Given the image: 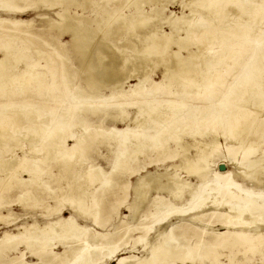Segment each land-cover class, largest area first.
<instances>
[{"label": "bare ground", "instance_id": "bare-ground-1", "mask_svg": "<svg viewBox=\"0 0 264 264\" xmlns=\"http://www.w3.org/2000/svg\"><path fill=\"white\" fill-rule=\"evenodd\" d=\"M158 1L0 0V101H7L14 95H18L21 102L26 98L32 100L20 105L25 109H0V150L6 147L9 137L21 133L29 135L30 130L32 138L38 137V143H29L33 156L23 154L16 161L7 157L3 161L5 165H0V171L5 174L0 175L2 194L12 191L13 187L21 189L16 200L10 202L8 199L1 201L0 194V220L18 218L10 210L7 214L1 211L6 203L16 202L25 207L28 194H34L33 203L37 202V194L42 189L47 187L49 193L53 192L41 181L44 172L54 174L48 164L53 156L59 157L55 162L58 171L76 174L79 172L77 159L82 157L79 151L98 134L113 153L110 170L91 161L76 175L84 182L77 185V193L64 196L62 201L52 196L58 201L47 207V213L55 214L54 218L44 222L37 219L23 222L16 226L15 233L4 231L0 237V260L12 250L20 252L16 264H100L111 258L120 249L117 242L108 245L112 232L93 231L90 226L79 223L74 214L94 218L96 222L93 191L113 187L117 184L114 176L124 172L130 176L138 174L131 187L132 201L126 203L127 218L132 221L139 217L143 221L152 219L155 228L147 227L146 223L136 227L144 230V235L139 238L145 242L144 248L150 254L121 256L116 259L117 264H204L203 256L185 249L172 237L174 223L184 220L197 227L202 237L225 235L233 246L244 245L243 255L253 251L258 243L264 246V191H255L236 181L241 178L245 182L264 185L261 178L264 175L262 143L259 139L248 138V132L264 130V117L259 115L261 118H258L254 114L260 109L258 107L264 108V0H181L180 15L173 11L166 14L168 2ZM135 2L129 10L128 5ZM39 3H43L44 9L55 11V17L45 14L40 17L44 19L42 33L32 29L33 19L15 15ZM147 3L150 6L146 9L142 4ZM226 10L233 13L232 23L225 20ZM154 20L159 22L146 31ZM65 34L69 40L63 42L60 38ZM33 36L46 44L49 49L46 56L42 46L34 45L33 48L30 45ZM213 39L216 53L209 48ZM22 45L27 46L24 54L17 52ZM194 47L197 49L191 50ZM30 49H35L38 58L26 56L25 67H19L16 61L25 58ZM164 55H169L171 62L163 67L160 79L155 80L150 76L155 68L150 64L148 69L147 63L158 61ZM215 56L216 63H213ZM197 59L202 62L192 69L186 66ZM67 61L71 62L72 70L83 69L84 86L79 81L72 83L75 74L68 67L62 70L64 86H59L56 66H65ZM126 62L130 67L124 70ZM231 64L240 70L233 71ZM133 78L136 81L130 83ZM59 90H66L72 98L70 105L61 108L63 102L59 103L61 110L48 108L42 111L37 107L38 102H57L61 97ZM71 91L75 93L71 94ZM127 106L134 109L131 115ZM107 108L111 109L106 111ZM100 109L106 113L98 114ZM45 114L50 117L44 118ZM91 114L96 119L93 123L96 134L86 123ZM105 120L127 124L107 127L103 124ZM18 122L28 123L27 128L11 127ZM77 122L84 126L83 133L63 127ZM241 134L246 135L240 137ZM184 135L191 140L184 141ZM67 139L72 140L71 145L65 144ZM220 139L233 141L227 155L222 151ZM190 148L195 150L194 153ZM164 154L165 157L159 158ZM139 155L163 160L177 158L179 161L164 166L163 172L145 170L142 173L145 165L139 163L137 169L132 166ZM43 164L48 167H42ZM22 173L26 175L22 176ZM210 173L213 176L211 182L207 179ZM191 177L198 179L199 184ZM152 191L156 194L149 196ZM161 193L170 199H165ZM186 193L188 202L201 201L191 212L174 203L181 201ZM256 200H259V206L252 207L250 202ZM146 204L152 206L148 215L141 213ZM63 208L71 213L60 215ZM207 212L209 217L204 219ZM214 217L226 228L225 232L208 224ZM172 218L177 220L171 223ZM162 219L169 220L170 226H163ZM200 223L204 224L201 229ZM128 227L130 231L132 226ZM151 232L155 234L154 242L148 241ZM123 234L125 236L127 231ZM93 238L104 242L90 246L88 239ZM56 244L68 247L69 252L64 249L65 254L61 256L62 253L55 250ZM77 244L82 245L75 249ZM28 254L35 260H27ZM205 255L209 264H224L214 247H209ZM225 256L228 264L232 263L230 255ZM0 264L15 263L10 260Z\"/></svg>", "mask_w": 264, "mask_h": 264}, {"label": "rangeland", "instance_id": "rangeland-1", "mask_svg": "<svg viewBox=\"0 0 264 264\" xmlns=\"http://www.w3.org/2000/svg\"><path fill=\"white\" fill-rule=\"evenodd\" d=\"M171 1H172V3H171ZM171 1L170 0H160V2L158 1V3L164 4L165 2H168L166 9H165L166 14H169L170 11H173V12L180 15L181 6L179 3L181 0H171ZM136 3L137 2L130 3L128 5V9L131 10L132 7L135 6ZM148 4L149 3L142 4V6L147 9L148 6H150ZM42 5H43V3L42 4L39 3L36 7L31 6L30 10L24 11V12L19 13V14L16 13L15 15H16V17H19V18L33 19L34 25H33L32 29H35V31L42 33L44 31V28H43V26H44L43 20L44 19L41 20L40 17H42L43 14H45L44 16H47V17L48 16L55 17L54 9L46 10V9H44V7H42ZM233 7H235V6H233ZM125 9L126 8H124V10ZM0 13H1V11H0ZM231 13L232 12H230V10L229 11L226 10L225 14H223L226 17L225 18L226 22H228V23H232L234 21L233 20L234 19L233 13L232 14ZM2 15H5V14H2ZM36 21H38V23L35 24ZM154 21L150 22V26L146 29V31L150 30L151 25L155 24L156 22H159L157 20H154ZM164 27H165L166 31H169V29L166 25H164ZM50 33L54 34L53 31H50ZM21 36L22 35H20V37ZM122 38L124 39L125 37H122ZM60 39L63 42H66V40H69V37L67 34H65ZM31 40L33 43L30 45L33 48H34V45H37L38 47L42 46L44 48L43 54H45V56H46L47 52L49 51L46 44L44 42L40 41L39 38L36 36H33L31 38ZM19 41H21V40H19ZM212 41H213V43L209 46V48H213L212 50L216 53V51H218V50H216L217 47H216L215 39H213ZM26 47H27L26 45L20 46V49L17 52L24 54L23 52L27 51ZM172 47H174V46H172ZM195 48L196 47L192 48L191 50L195 51L197 49V48L196 49ZM127 52L129 53L130 51L127 50ZM131 53H133V52H131ZM1 54H2V52L0 51V56H1ZM183 54L185 55V53H183ZM26 56L28 59H30V58L36 59V58H38L39 55H38V53L35 52V49L34 50L30 49V53L25 55V58L18 59L16 61L17 64L19 63L18 64L19 67H25V65H23V64H25V62L28 61ZM70 56H71V54L69 55V57ZM216 57L217 56H215V58L212 59L213 63H216ZM169 62H171V58L169 55L162 56V58H160V60H158V61H155V62L153 61L152 63L148 62L147 63V64H149V66L147 67L148 69H150V66H151L150 64H152L153 67L155 68V70L153 72H150V76L155 80H159L161 77L160 74H161V71L163 70V67H166ZM200 62H202V61L197 59V60L192 61L191 63H189L186 66L189 69H192L195 65H197ZM40 63L43 64L44 60L41 59ZM242 63H244V61ZM91 65L93 66V61H92ZM125 65L126 66L124 67L125 68L124 70H126V68L130 67L129 66L130 63H128V62H126ZM94 66H95V69L97 71H100V69L97 68V65H94ZM156 66H157V68H156ZM216 66L217 65L214 64V67H216ZM65 67H68L70 72L72 74H75L74 79H71V80H73L72 83L74 84V83L79 81V84L84 86L83 69L72 70L70 61H67L65 66L61 67L60 64L56 66L57 74H59V77H60L59 78L60 79L59 86L60 87L64 86V80L65 79L63 80V78H62L63 77L62 76L63 75L62 70L65 71L66 70ZM231 68L235 72L240 70V67L234 66L232 64H231ZM41 69L44 70L45 68L42 67ZM80 73H81L82 78L79 77ZM76 75H77V77H76ZM135 81L136 80L133 78L130 80V83H133ZM105 92L107 93L108 90ZM73 93H75V92L71 91V94H73ZM58 94L61 97H58L59 100L57 102L54 101L50 104H44V103L41 104L40 102H38L37 107L40 108L42 111L47 110L48 108H52L53 110H61L60 109L61 106H59V103L63 102L61 108H64V106H68L71 104L72 98L70 96H68V93L66 92V90H59ZM15 96H17V97H15ZM18 97H19L18 95H14L10 99H8L7 101H5V100L0 101V109H2L3 111H13V110H17L20 108L25 109L24 107H20V105H22V103H25L24 105H26V104L31 103V101H32L29 98H26L24 102H21L22 99H21V101H18ZM7 98H9V96ZM29 100H30V102H29ZM34 101H36V100H34ZM258 108H260V109H258ZM258 108L257 109L260 112L258 110H256V111H254L255 112L254 114H256L257 117L259 115L264 117V113H263L264 108H262V107H258ZM110 109L111 108H107L105 110L108 111ZM126 109L128 110L129 115H131L134 111V109L130 108L129 106H127ZM49 111L50 110H48V112ZM99 113L101 115V114H104L106 112H104V109H100L98 111V114ZM100 115H99V117H100ZM49 117H50L49 114H47V115L45 114V116H44V118H46V119ZM94 117L95 116H93V114L88 115L87 119L89 121L86 120L87 125L93 129V131H92L93 133L96 129V127L93 126V123H95V120H96ZM258 118H261V117H258ZM93 120H94V122H93ZM25 124H26L25 122H18V124L13 123V125L11 124V127L16 126L17 129H19L21 127L27 128L28 123L26 125ZM103 124H104V126H107V127L112 126V125L117 126V127H124L127 123L126 122H111V121L105 120ZM3 126L5 127V125H3ZM50 126H52V125H50ZM6 127H10V126L6 124ZM63 127H67V129L71 128L76 133H79V132L83 133L84 132V126L80 125V122H77L73 126L68 123V124H65V126H63ZM82 129H83V131H82ZM254 131L255 132H253V131L248 132V136H249L248 138H252L253 140L259 139L258 141H260L262 143L261 147L264 149V142H263L264 141L263 140L264 139V130L262 129V130H258V131L254 130ZM31 133H32V131L30 130V132L27 133L29 135H26L25 133H21V134L17 135L16 137H9L7 139L6 147L3 148L2 150H0V157H1L0 158L1 159L0 165H5V164H3V161L8 159L7 157H9V158L11 157L13 159L12 161H16L19 158V156H21L23 154L29 153V154H31V156H33L32 153H30V148H29L30 144L29 143H35V144L38 143L36 141L38 137L32 138ZM69 133H70V131H69ZM257 133H258V135L256 136L255 134H257ZM94 134H96V133H94ZM98 135H96V137L93 139L94 141L92 140L88 145H86L83 149H81V151H79L80 153H78V154L82 155V157H79L77 159L76 166L78 167V170H79L78 173H81L83 171V169L85 168V166L87 165V163H89L91 161L100 165L105 170H110V168L112 166V158H113L112 148L110 146H108L105 141H103V139H102V137H100V135L99 136ZM245 135L241 134L240 137H243ZM92 137H93V134H92ZM183 138H184V141H190L191 140V138L189 136L187 137V135H184ZM9 139H10V141H9ZM31 139H33L34 141ZM20 140H22V141H20ZM220 140L222 142V151L224 154L227 155L231 149L230 147L233 144V141L229 140V139L225 140V141H224V139H220ZM12 141H16V142L12 143ZM11 143H12V145H11ZM27 144H29V145H27ZM65 144L71 145L72 140L67 139L65 141ZM171 144L173 145V143H171ZM14 145H16V146H14ZM19 146H21V147H19ZM21 151H23V152H21ZM194 151L195 150L193 148H190V152L194 153ZM165 154H167V153H165ZM165 154L159 158L165 157ZM239 154L237 157H240ZM58 158H59L58 156H53L51 158L50 162L48 163V164H50L51 172H54V174L52 173V175H51V173H49V172L48 173L44 172L41 175V181L48 184L49 188L52 189L53 192L49 193V191H48L49 189L47 187H46L47 189L46 188L42 189L37 194V196H38L37 202L34 201L33 203H32V197H34V194H31V193L28 194L27 199H26V203H25L26 208L24 206L18 205L16 202H13L12 204L6 203V207L2 208L1 211L4 214H7L8 210H10L18 218L14 221L0 220V237L2 236L4 231H6V230L14 232V233L17 232L16 226L18 224H22L23 222L29 223V222L34 221L35 219H37L39 222H44V220H46L48 218H54L56 216L55 214L52 213V214L48 215V213H47V210H48L47 207H49V205H54L58 201V199H54V198H52V196L55 195L57 198H59L62 201L64 196L67 197V195L71 196L72 194L77 193V190H78V189H76L77 185L80 183H84V182L81 179L79 180L78 177H76V175L78 176V173L75 174L72 172L68 173V172L58 171V168L55 165V162H56V160H58ZM159 158H156V157L148 158L144 155H139V157L134 162H132V163H134L132 166H134L137 169L138 167H140V164H141V166L145 165V168L140 171L142 173L145 170L163 172L164 166H167V165H170L173 163H178V161H179V159H177V158H168V159H164V160L159 159ZM74 160H76V159L74 158ZM48 164H46V165L43 164L42 167L46 168V167H48L47 166ZM221 165H223V164H221ZM224 168H225V165H224ZM224 168L220 169V167H219L220 170H224ZM1 172L2 171H0V175L4 176L5 174L3 172L2 173ZM184 174L185 173L183 172L182 175H184ZM24 175H26V173H22V176H24ZM137 175L138 174L135 173L134 175L130 176L126 172H124L122 175L117 174L114 176V179H116L115 184L116 183L117 184L114 185L113 187L105 188V189L104 188L101 189V188L96 187L97 189L93 191V195H94V197L96 199V203H97V204L95 203V205H94L95 208L93 209V215L94 214L97 215L96 222H94V218H91V217L90 218H84V217L78 216V214H76V213L74 214L79 223H81L83 225L90 226L91 229H93V231L97 230L100 232H106V231L112 232V237H111V240H109L110 243L108 245L112 246V245H115L113 243L117 242L116 246H118L120 249L116 253H114V255L111 258L106 259L104 262H102L100 264H117L116 259L121 257V256H128V255L130 256L131 255V256H136V257H142V256H145L147 254H150L144 248L145 242L144 241L142 242L139 238L140 236L144 235V230L143 229H136V227L142 226L144 223H146L147 227L155 228L154 222L152 221V219L143 221V220H141L142 217H139L137 220H133V221L127 218L129 211H128V207L126 206V203L128 201L129 202L132 201L131 199L133 197V191H131V187L134 185ZM25 177H27V176H25ZM212 178H213L212 173H210L208 175L207 179H209V182H211L210 179H212ZM261 178L264 180V175ZM191 179L195 184H199L198 179H196L194 177L193 178L191 177ZM236 181L241 183L244 187L253 188L255 191L256 190L264 191V185H256L254 182H251V181L245 182V181H242L241 178H238V179L236 178ZM127 183H128V187H127ZM82 187L83 186H81V188ZM12 189H13L12 191H8L7 193L2 194V192H4V191H3V188H0L1 201H4L5 199H8L7 200L8 202L16 200L21 189H20V187H17V188L13 187ZM126 193H128L127 197H126ZM155 194H156V192L152 191L149 194V196H153ZM161 195H163L165 197V199H167V200L170 199V196H168L165 193H161ZM241 196H244V195H241ZM187 199H189V195L186 193V194H184L183 199L181 200L182 202L180 200H176L174 203L176 206H179L184 210H189V212H191V210L194 207H197L201 203L200 200L188 202ZM244 200L247 201L246 199H244ZM186 201H187V203H186ZM258 201L259 200H256L255 202H250V203H252L251 204L252 207H258L259 206ZM181 203H183V204H181ZM142 209L143 210L141 213H146L148 215L149 210L152 209V206L150 204H148V205L146 204V205H144V207ZM45 212H46V214H45ZM61 213L62 214H60V215L66 216V215L70 214L71 211L67 208H63L61 210ZM44 214L46 216H44ZM29 215H32V217L31 216L29 217ZM203 217H205L204 219H207L209 217L208 212L205 213ZM176 220L177 219L172 218L171 223L175 222ZM130 221H132V222H130ZM168 221L167 220L165 221V219H162L161 224L165 227H168V226H170V224H168ZM174 224L175 225L172 227V230H171V234H172L173 239H175L178 243H180L185 249L191 250L194 253L196 252L200 256H203L202 260H203L204 264H209V259H207L206 255H205V253L207 252L209 247L216 248L217 252L219 254H221V256L219 257V260H220V262H224V264H228V258H226L225 254L230 255V257H231L230 259L232 262L230 264H264V257L262 256V254H264V246H262L259 243L256 244V248H254L253 251L249 250V251H247V253L245 255H243L242 252L244 251L243 250L244 245L233 246L231 241L229 240V238H227V236H225V235L217 237V236H214L213 234H210V235L202 237L200 235V230L197 229V227L194 228L187 220L186 221L185 220L179 221V222H176ZM200 224L201 225H198V226L201 229V228H203L204 224H202V223H200ZM208 224H211L212 228L216 229L219 232H225L226 231V228H224L220 224V222L215 219V217L210 218L208 220ZM129 225L132 226L130 231H129V227H128ZM206 227H208V226H206ZM125 231H127V234L125 236H122V235H124L123 233ZM154 235L155 234L153 232H151L150 235L148 236V241L154 242V239H155ZM83 237L85 238V235ZM88 241H89L90 246L94 245L95 243L104 242L103 240L101 241V240L95 239V238H93V240L88 239ZM81 245L77 244L74 247L76 249V248L80 247ZM54 247H55L56 251H58L59 253H62L61 256H63L65 254L63 251L64 249H65L66 253L69 252L68 247L64 248L63 245L56 244ZM20 249H23V247H21ZM232 254H234V255H232ZM4 255L5 256H3V258L0 260V262L2 261L3 263H9L10 260H13V263L16 264V262L19 261L20 252L18 250H12L9 253L4 254ZM27 260H35V259L30 257L28 254ZM97 261L99 262V260H97ZM155 264H158V262H156ZM177 264H180V263L177 262Z\"/></svg>", "mask_w": 264, "mask_h": 264}]
</instances>
